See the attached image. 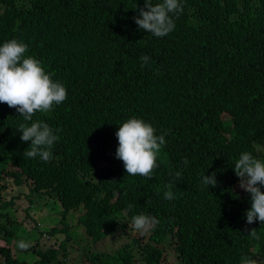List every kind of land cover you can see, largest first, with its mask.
<instances>
[{
    "label": "trees",
    "instance_id": "trees-1",
    "mask_svg": "<svg viewBox=\"0 0 264 264\" xmlns=\"http://www.w3.org/2000/svg\"><path fill=\"white\" fill-rule=\"evenodd\" d=\"M181 2L174 31L157 38L134 22L144 0H0V45L26 43L67 90L64 102L33 116L61 130L47 163L24 157L30 141L17 128L31 122L0 103V264H68L74 240L86 246L76 264H166L167 249L180 264H240L242 256L264 264V224L246 223L250 194L233 170L241 152L264 161V0ZM142 55L150 66L141 67ZM129 118L167 132L151 179L128 175L115 158V133ZM176 171V198L165 200ZM213 172L218 186L208 190L201 177ZM13 186L17 196L3 201ZM23 197L29 208L13 209ZM52 204L62 208L60 225L43 231ZM75 211L77 222L68 219ZM138 214L160 223L141 235L131 222ZM59 234L58 249L40 247ZM15 237L37 239L27 249L33 261L12 255ZM104 241H114L113 253Z\"/></svg>",
    "mask_w": 264,
    "mask_h": 264
},
{
    "label": "clouds",
    "instance_id": "clouds-1",
    "mask_svg": "<svg viewBox=\"0 0 264 264\" xmlns=\"http://www.w3.org/2000/svg\"><path fill=\"white\" fill-rule=\"evenodd\" d=\"M136 8V7H135ZM138 16L134 22L138 29L151 33L157 38L167 36L175 29V20L183 11L181 0H161L155 5L151 0H144V6L137 9ZM28 45L16 38L7 40L0 45V103L15 108L23 117L17 130L21 133L20 140L29 142L23 155L26 158L39 157L47 163L52 159L54 144L60 140L59 128L53 130L48 123L41 120L33 121L37 112L52 111L67 99L65 86L52 79L53 73L46 72L42 63L37 58L27 55ZM141 67L150 66L151 58L142 55ZM167 132L157 135L156 129L149 123L139 118H129L118 127L115 133L118 146L115 158L122 161L126 173L130 176H142L151 179L158 168L157 158L162 146L165 145ZM184 165L188 164L185 159ZM234 173L239 178V188L250 194V208L245 212L246 223L252 224L260 221L264 224V161L256 158L250 152H241L234 163ZM174 180L165 185L164 199L176 198L173 189L176 183L183 179L181 171H176ZM203 187H217L216 173L202 175ZM134 208L128 205V210ZM76 212V211H75ZM79 215H77L78 220ZM132 228L143 235L154 229L160 221L145 214L131 217ZM254 239H259L256 229H245ZM17 248L27 250L30 242L17 241ZM240 264H257L255 259L248 256L240 258Z\"/></svg>",
    "mask_w": 264,
    "mask_h": 264
},
{
    "label": "rangeland",
    "instance_id": "rangeland-1",
    "mask_svg": "<svg viewBox=\"0 0 264 264\" xmlns=\"http://www.w3.org/2000/svg\"><path fill=\"white\" fill-rule=\"evenodd\" d=\"M13 192H11L10 195H7L4 197L3 201H9L13 196H17V192L15 190V186H13ZM24 193H28L27 189H24ZM31 198L34 199L35 202H39V197L34 195ZM15 207L13 209H15L18 206H25L28 207L30 206V204L27 202L26 198H22L21 200L16 201L15 203ZM1 205V202H0ZM6 211H4L5 213ZM60 213H62V208L60 207L59 204H52V205H48L47 207H45V211L43 212V214L41 215V218L39 219V223L41 225V229L43 231H48L51 230V228L53 227H59L60 225V219H61V215ZM77 215H79V211L76 212H71L68 215V219L70 221H75L77 222ZM34 223L32 222V220L30 219V221H28L26 223V226H31L33 228ZM78 230L80 231V229L78 228ZM81 232V231H80ZM64 239V235L63 234H59L57 236L48 238V239H40L39 241V245L40 247L47 249L51 246H57L55 249L59 248V244L60 242ZM19 240H24L26 242H30L31 243V247L28 249L29 252H31L32 248L37 246V242H36V238H27V237H15L16 244L17 241ZM114 243V241H111ZM110 241H104L101 244H105V243H109L111 244ZM7 246L6 243H4L2 240H0V246ZM38 245V246H39ZM98 245H96L95 250L98 251ZM11 247V253L13 256H17L20 257L21 259H26L28 261H33L35 255L28 253L27 250H20L17 248L16 245H14V243L12 245H9ZM115 246V243L112 246V249L107 248L105 250H108L109 252L113 253V248ZM86 246L82 245V241L81 240H74L71 241L66 249V252L68 253V258H63L67 261L68 264H76V263H80L81 258V254L83 253L84 249ZM25 251V252H23ZM137 254V252H136ZM2 259V257L0 256V260ZM114 262V260H113ZM164 262L166 264H180V261L176 259L175 256V252L173 250L167 249L166 255L164 256Z\"/></svg>",
    "mask_w": 264,
    "mask_h": 264
}]
</instances>
